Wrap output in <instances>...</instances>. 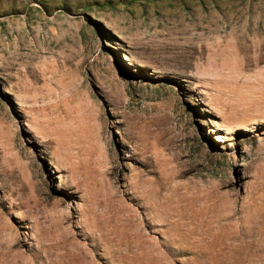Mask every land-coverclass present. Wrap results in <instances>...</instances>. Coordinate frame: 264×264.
<instances>
[{
  "label": "rangeland",
  "instance_id": "obj_1",
  "mask_svg": "<svg viewBox=\"0 0 264 264\" xmlns=\"http://www.w3.org/2000/svg\"><path fill=\"white\" fill-rule=\"evenodd\" d=\"M0 264H264V0H0Z\"/></svg>",
  "mask_w": 264,
  "mask_h": 264
}]
</instances>
